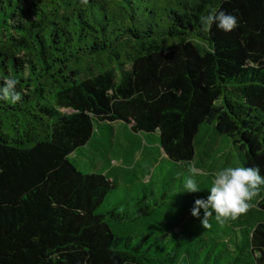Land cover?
<instances>
[{
  "label": "trees",
  "instance_id": "16d2710c",
  "mask_svg": "<svg viewBox=\"0 0 264 264\" xmlns=\"http://www.w3.org/2000/svg\"><path fill=\"white\" fill-rule=\"evenodd\" d=\"M221 11L238 26L202 30ZM9 78L21 99L0 100V264H264V185L223 225L191 214L217 171L264 176V0H0V86ZM115 123L135 141L123 164L156 152L169 165L164 179L156 161L122 172L142 187L133 204L112 203L113 161L103 173L72 161L104 156Z\"/></svg>",
  "mask_w": 264,
  "mask_h": 264
},
{
  "label": "clouds",
  "instance_id": "9594fccd",
  "mask_svg": "<svg viewBox=\"0 0 264 264\" xmlns=\"http://www.w3.org/2000/svg\"><path fill=\"white\" fill-rule=\"evenodd\" d=\"M87 3V0H81ZM203 28L207 31L215 23L216 26L231 32L238 26L237 17L226 14L223 11L218 14L202 16L200 20ZM18 80L9 78L0 86V100L15 104L20 99L17 91ZM188 175L184 177L183 192L195 193L200 191L194 176L199 173L193 162H189ZM264 185V176H261L258 167H227L214 173L210 195L207 199H196L191 214L199 218L200 210L203 209L201 223L204 228L211 227L209 219L215 213L217 223L223 225L226 220L237 219L250 208V201L260 194L261 186Z\"/></svg>",
  "mask_w": 264,
  "mask_h": 264
},
{
  "label": "rangeland",
  "instance_id": "374dc122",
  "mask_svg": "<svg viewBox=\"0 0 264 264\" xmlns=\"http://www.w3.org/2000/svg\"><path fill=\"white\" fill-rule=\"evenodd\" d=\"M116 130L118 131V138L119 142L116 145L105 143L106 147L101 148V152L104 154V156L100 155V153H96L93 150L89 149H82L78 153L72 155V161L75 163V165L81 169L83 172H105L109 169V161H113L112 165L115 168H119L121 173H119V183L121 187L116 191L112 203L122 202L124 200L131 202V204L134 203V198L137 197L138 191L142 189L141 185L138 183L137 185L130 186V189L128 190L125 185H127L126 181L123 179V173L124 170L135 168L137 171H144V169L140 168L139 166L133 165L135 161L139 160V164L142 166H150L153 165V163H157L156 166V172L161 176V178L164 179V176L167 175L169 170V165L166 164V162H160V160L157 161L158 154L154 152L152 155H148L147 157H144V160L141 161L140 153H137L134 157H131L130 162L122 163L121 161V155L117 154L120 153V150L122 146L129 145L132 142H135L134 140L129 139V136L124 135L123 132V126L121 123H115L114 124ZM143 139V138H141ZM121 143V144H120ZM132 145V144H131ZM135 146V145H132ZM139 147V146H136ZM116 150V151H115ZM165 157V156H163ZM154 166V167H156ZM153 167V168H154ZM164 172H163V171Z\"/></svg>",
  "mask_w": 264,
  "mask_h": 264
}]
</instances>
